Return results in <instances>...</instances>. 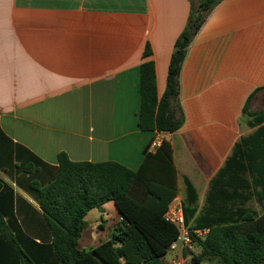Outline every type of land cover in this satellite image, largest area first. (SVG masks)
<instances>
[{
  "label": "crops",
  "instance_id": "1",
  "mask_svg": "<svg viewBox=\"0 0 264 264\" xmlns=\"http://www.w3.org/2000/svg\"><path fill=\"white\" fill-rule=\"evenodd\" d=\"M191 5L0 0V132L50 166L63 152L72 162H116L131 171L138 170L147 146L166 140L174 201L181 202L189 228L218 225L216 210L261 215L260 188L252 185L242 140L264 127V0H220L180 69L181 127L170 134L138 128L144 46L151 49L160 98ZM0 180L39 211L1 171ZM84 222L79 251L109 240L120 216L108 202Z\"/></svg>",
  "mask_w": 264,
  "mask_h": 264
},
{
  "label": "trees",
  "instance_id": "2",
  "mask_svg": "<svg viewBox=\"0 0 264 264\" xmlns=\"http://www.w3.org/2000/svg\"><path fill=\"white\" fill-rule=\"evenodd\" d=\"M220 0H200L191 5L186 27L174 43L166 89L156 93L154 63L145 44L140 65V109L138 128L143 132L170 134L183 123L177 101L178 76L186 51ZM247 99L243 113L247 114ZM143 151L137 171L116 162H72L65 153L50 166L0 132V171L39 207L26 202L0 180V264H164L177 229L164 219L177 189L170 145ZM244 160L264 205V127L242 140ZM112 202L120 222L112 237L88 251L76 248L85 215L102 212ZM218 225L208 229L200 241L196 263L264 264V213L248 210H216Z\"/></svg>",
  "mask_w": 264,
  "mask_h": 264
},
{
  "label": "built area",
  "instance_id": "3",
  "mask_svg": "<svg viewBox=\"0 0 264 264\" xmlns=\"http://www.w3.org/2000/svg\"><path fill=\"white\" fill-rule=\"evenodd\" d=\"M159 145V141L152 142L149 151L154 152ZM164 219L178 231L177 239L168 248L167 253L170 254V257L165 264H182L184 253L200 250V241L204 239L208 229L189 228L185 224L183 207L180 201L173 200L170 203L164 214Z\"/></svg>",
  "mask_w": 264,
  "mask_h": 264
},
{
  "label": "rangeland",
  "instance_id": "4",
  "mask_svg": "<svg viewBox=\"0 0 264 264\" xmlns=\"http://www.w3.org/2000/svg\"><path fill=\"white\" fill-rule=\"evenodd\" d=\"M191 1H192V5L194 8H196L200 2V0H191ZM250 205L253 209H255L256 211L261 213V211H260L259 207L256 205V203L252 202ZM90 220H91V218H89V221ZM199 252H200L199 250H195L192 252L184 253L182 256V258L184 259L182 264H216L215 260H208V259H203L200 262L196 263L195 260L197 259ZM169 257H170V254L167 253L164 256V259L168 260Z\"/></svg>",
  "mask_w": 264,
  "mask_h": 264
}]
</instances>
